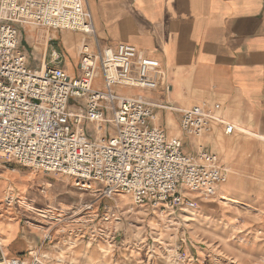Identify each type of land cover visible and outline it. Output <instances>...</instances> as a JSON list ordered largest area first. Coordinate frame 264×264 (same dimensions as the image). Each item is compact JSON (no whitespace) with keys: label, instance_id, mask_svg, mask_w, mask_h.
<instances>
[{"label":"built area","instance_id":"1","mask_svg":"<svg viewBox=\"0 0 264 264\" xmlns=\"http://www.w3.org/2000/svg\"><path fill=\"white\" fill-rule=\"evenodd\" d=\"M17 24L82 33L80 73H67L56 49L45 65L29 68L27 53L18 46ZM135 52L126 42H99L87 0H0V155L25 167L68 175L79 191L95 196L75 213L90 212L98 198L113 193L162 211L192 209L188 192L208 197L226 179L217 155L204 147L187 153L179 137L155 124L154 109H175L181 131L199 138L212 121L222 122L209 109L175 108L116 90L152 85L149 60H141L132 74ZM98 76L101 87L94 85ZM82 98L83 111L69 110L71 100ZM233 128L225 124L226 133ZM50 239L47 227L29 261L11 258L0 264H49L44 249Z\"/></svg>","mask_w":264,"mask_h":264},{"label":"crops","instance_id":"2","mask_svg":"<svg viewBox=\"0 0 264 264\" xmlns=\"http://www.w3.org/2000/svg\"><path fill=\"white\" fill-rule=\"evenodd\" d=\"M87 2L101 44L126 42L135 47L133 75L141 60L150 61L148 77L152 85L119 86V93L177 108L204 105L222 121H212L201 136L204 149L217 155L226 171V179L215 193L227 182L228 194L236 198L234 187L240 177L252 187L264 186V0ZM17 29L18 46L27 53L29 68L45 65L50 52L56 49L62 56L61 67L71 75L80 73L78 48L85 38L82 33L32 24H17ZM86 40L91 43L90 37ZM74 64L77 72L73 71ZM97 81L101 87L100 76L94 84ZM154 112L155 124L170 133L157 121L161 115L167 118L173 112L162 108ZM177 113L180 128V112ZM225 124L233 125L230 133L225 132ZM91 134L95 138L105 136ZM186 138L189 143L197 139L188 135ZM197 148L195 145L187 153H196ZM5 184L2 180L1 185ZM19 232L29 256L11 258L27 262L43 234L21 225V216L9 221L0 218V235L7 241L5 244Z\"/></svg>","mask_w":264,"mask_h":264},{"label":"rangeland","instance_id":"3","mask_svg":"<svg viewBox=\"0 0 264 264\" xmlns=\"http://www.w3.org/2000/svg\"><path fill=\"white\" fill-rule=\"evenodd\" d=\"M73 71L77 72L75 64ZM83 105V98L71 100L69 110ZM166 110L173 113L157 121L168 128L166 134L179 135L185 152L195 145L204 147L201 137L189 143L177 127V110ZM218 190L208 197L189 192L192 209L164 211L113 193L98 198L90 212L79 214L75 209L95 196L79 191L71 177L25 167L0 155V218L21 216V225L40 236L50 227L51 239L45 243L49 264H264V186L252 187L240 177L234 190L241 203L221 198L232 197L227 182ZM36 195L38 200L33 199ZM6 242L0 235V261L29 256L20 232Z\"/></svg>","mask_w":264,"mask_h":264},{"label":"bare ground","instance_id":"4","mask_svg":"<svg viewBox=\"0 0 264 264\" xmlns=\"http://www.w3.org/2000/svg\"><path fill=\"white\" fill-rule=\"evenodd\" d=\"M69 42V41H68ZM70 45V44H69ZM74 45V44H73ZM27 193V192H26ZM32 192H31V190L28 192V196L30 195V196H32L33 195V193L31 194ZM189 193V192H188ZM222 193V192H221ZM35 195V194H34ZM28 196H27V198H28ZM219 198V197H218ZM221 198L222 199H224L225 201H229V202H233V203H241V202H239L236 198H233V197H228V195H223V196H221ZM33 199H35V200H38L37 199V195H36V198H34L33 197ZM198 199H200V197H198ZM202 200V199H201ZM34 202V201H33ZM246 206V205H245Z\"/></svg>","mask_w":264,"mask_h":264}]
</instances>
